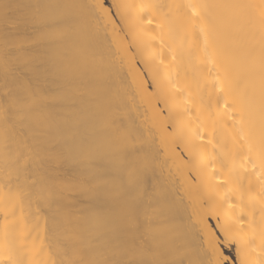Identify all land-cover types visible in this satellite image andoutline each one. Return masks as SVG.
I'll use <instances>...</instances> for the list:
<instances>
[{"label": "bare ground", "instance_id": "obj_1", "mask_svg": "<svg viewBox=\"0 0 264 264\" xmlns=\"http://www.w3.org/2000/svg\"><path fill=\"white\" fill-rule=\"evenodd\" d=\"M110 3L0 0V264H264V0Z\"/></svg>", "mask_w": 264, "mask_h": 264}, {"label": "rangeland", "instance_id": "obj_2", "mask_svg": "<svg viewBox=\"0 0 264 264\" xmlns=\"http://www.w3.org/2000/svg\"><path fill=\"white\" fill-rule=\"evenodd\" d=\"M104 3H105L104 4L105 6L109 7V9H111L110 10L111 11V14H112V16L115 17L116 14H115V11L113 10V8L111 7L112 5L110 3V0H104ZM138 65H139V63H138ZM62 174H63V176L62 175H60V176L61 177H65L64 174H66V173H62ZM209 223H210L209 225H211V228H213L214 231H215V233L217 234L218 240H219L222 236L219 235L220 230H219L218 226L216 225V227H217L216 228L215 225L213 224L214 221H212L211 219H210ZM219 241H220L219 242L220 251H221V253L223 254V257H224L223 263L224 264H241L239 262V260H238L237 251H235L236 250L235 249L236 248V245L234 243H232V244L231 243L230 244L227 243L225 241V239H223V237Z\"/></svg>", "mask_w": 264, "mask_h": 264}]
</instances>
